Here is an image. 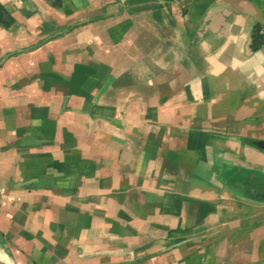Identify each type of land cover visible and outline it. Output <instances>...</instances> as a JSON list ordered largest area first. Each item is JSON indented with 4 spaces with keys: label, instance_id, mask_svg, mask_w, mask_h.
Returning a JSON list of instances; mask_svg holds the SVG:
<instances>
[{
    "label": "crops",
    "instance_id": "1",
    "mask_svg": "<svg viewBox=\"0 0 264 264\" xmlns=\"http://www.w3.org/2000/svg\"><path fill=\"white\" fill-rule=\"evenodd\" d=\"M0 3L7 262L264 264V0Z\"/></svg>",
    "mask_w": 264,
    "mask_h": 264
},
{
    "label": "water",
    "instance_id": "2",
    "mask_svg": "<svg viewBox=\"0 0 264 264\" xmlns=\"http://www.w3.org/2000/svg\"><path fill=\"white\" fill-rule=\"evenodd\" d=\"M1 13H2V17H3L4 20H6V21L10 20L9 13H8L6 10L2 9V10H1ZM254 143H255V145H257L258 147L264 149V141H263V140H261V141H254ZM0 264H11V263H9V262H7V261H4V260L0 259Z\"/></svg>",
    "mask_w": 264,
    "mask_h": 264
},
{
    "label": "trees",
    "instance_id": "3",
    "mask_svg": "<svg viewBox=\"0 0 264 264\" xmlns=\"http://www.w3.org/2000/svg\"><path fill=\"white\" fill-rule=\"evenodd\" d=\"M3 9V6L2 4L0 3V23H3L5 25H8L9 24V21H5L2 17V13H1V10ZM254 48H257L258 46L255 44L253 45Z\"/></svg>",
    "mask_w": 264,
    "mask_h": 264
},
{
    "label": "built area",
    "instance_id": "4",
    "mask_svg": "<svg viewBox=\"0 0 264 264\" xmlns=\"http://www.w3.org/2000/svg\"><path fill=\"white\" fill-rule=\"evenodd\" d=\"M4 200V192H3V188L0 186V202H3Z\"/></svg>",
    "mask_w": 264,
    "mask_h": 264
},
{
    "label": "bare ground",
    "instance_id": "5",
    "mask_svg": "<svg viewBox=\"0 0 264 264\" xmlns=\"http://www.w3.org/2000/svg\"><path fill=\"white\" fill-rule=\"evenodd\" d=\"M0 259L4 260V261H7L5 256L0 252Z\"/></svg>",
    "mask_w": 264,
    "mask_h": 264
}]
</instances>
